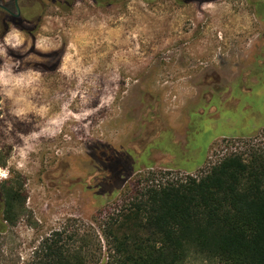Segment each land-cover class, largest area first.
<instances>
[{"label":"rangeland","instance_id":"obj_1","mask_svg":"<svg viewBox=\"0 0 264 264\" xmlns=\"http://www.w3.org/2000/svg\"><path fill=\"white\" fill-rule=\"evenodd\" d=\"M240 7L239 13L225 3L210 10L216 19L198 40L136 35L120 49L106 42L103 54L99 49L68 53L64 65L79 77L42 101L56 105L52 112L37 106L39 76L25 67L46 62L29 53L34 41L14 29L0 37V264L31 262L39 243L54 231L64 232V240L73 233L76 240H88V264H105L103 226L132 191L151 182L199 177L229 153L246 158L252 146L264 149V77L257 67L260 57L264 61V36L259 46L253 31L258 24ZM215 30L226 38L213 36ZM40 39L38 50H54L51 39ZM145 39L153 47L148 52L140 49ZM88 40L91 48L96 45L94 38ZM176 42H186L182 53L168 52ZM170 55L174 61L184 56L186 64L196 60L183 75L196 83H164ZM212 70L261 79L240 85L202 79ZM202 107L201 115L190 116L192 108ZM159 115L169 119L168 128L156 120ZM5 187L18 189L21 198L12 223L3 215ZM186 264L217 263L193 254Z\"/></svg>","mask_w":264,"mask_h":264},{"label":"trees","instance_id":"obj_2","mask_svg":"<svg viewBox=\"0 0 264 264\" xmlns=\"http://www.w3.org/2000/svg\"><path fill=\"white\" fill-rule=\"evenodd\" d=\"M19 190L3 191L13 222ZM105 264H186L191 255L217 264H264V149L229 153L199 177L147 184L109 216ZM54 231L27 264H88V240Z\"/></svg>","mask_w":264,"mask_h":264},{"label":"flooded vegetation","instance_id":"obj_3","mask_svg":"<svg viewBox=\"0 0 264 264\" xmlns=\"http://www.w3.org/2000/svg\"><path fill=\"white\" fill-rule=\"evenodd\" d=\"M224 3L236 13L240 12V6L252 12V16L258 24L256 28H253V31H257L255 38L260 46L258 39L262 34L264 36V28H262L264 27V0H0V37L8 35L12 29L18 30L34 41L29 47V53L33 52L37 57L46 59V62H29L28 66H25L37 70L39 76L37 85L39 87L36 89L39 93L36 94V98L37 106L40 108L43 105L42 101L57 96L58 88L62 89L66 83L72 84L74 79L79 77L77 71L68 70L64 65V59L68 53L72 52L71 57H73L75 52L99 49V53L103 54L106 52V42L112 43L110 48L119 47L126 41V38L130 36L133 38L136 35H146L151 38L153 36L190 35L193 40H198L207 33L213 20L216 19L210 17L209 11ZM48 4H50V8H53L49 13H47ZM234 6L238 9H232ZM226 19L228 22L232 21L230 16H226ZM48 24L52 27L51 29H47ZM44 31L45 33L49 31L50 34H45ZM212 35L220 40L226 38V34L216 32V30ZM42 37L52 40L54 50L45 54L37 49V43L41 41ZM91 37L95 39L96 43L92 48L88 40ZM229 37L234 38L232 34ZM150 41L141 40L142 43H147L144 48H140L141 51L148 52L153 49ZM215 42L219 41L215 40ZM185 44L186 42H176L167 51L182 53L181 49ZM128 48L131 50L130 47ZM174 58L175 55L168 56L167 64L164 65L167 68L165 72L167 80H164V83H196L192 76H183L187 71L196 67V60L192 59L186 64L184 56L175 61ZM218 59L223 64L224 58L220 56ZM85 61L87 62V60ZM258 61L259 75L263 79L264 61L261 60V57ZM73 62L75 60L72 58V66L75 64ZM76 64L80 66L84 63ZM23 71L25 72V69ZM158 72L155 71V74H159ZM209 74L212 76H204L202 79L232 85L258 82L261 79L259 76L242 77L240 75L229 78L219 76L218 72L214 70ZM65 76H69L70 80L67 77L65 79ZM201 77V74L198 75L197 81ZM150 79L152 80V77ZM43 85H47V87L45 88ZM45 90L46 93L40 92ZM43 106L49 111L56 108V105L51 102H46ZM204 111L203 107L200 110L192 108L190 116L201 115ZM158 119L161 120L163 126L168 128V118L159 115L156 120ZM154 134L153 131L149 132L144 138ZM131 154L138 156L140 160L144 158L143 154L136 151H132Z\"/></svg>","mask_w":264,"mask_h":264}]
</instances>
